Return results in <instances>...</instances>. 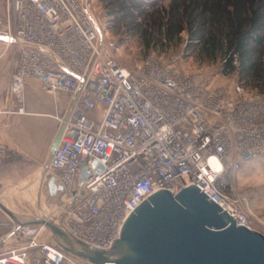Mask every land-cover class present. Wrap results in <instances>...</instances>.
<instances>
[{"label": "built area", "instance_id": "built-area-1", "mask_svg": "<svg viewBox=\"0 0 264 264\" xmlns=\"http://www.w3.org/2000/svg\"><path fill=\"white\" fill-rule=\"evenodd\" d=\"M85 1L7 0L0 14V38L19 48L11 78L17 111L24 112L27 78L71 99L46 174L65 198L59 222L109 248L148 197L196 184L238 225L259 231L264 221L252 213L236 175L264 157V92L238 81L231 90L215 78L197 81L158 51L122 65L105 49L108 29ZM4 151L0 145V157ZM44 229L19 228L12 236L19 242L0 254V264H95L46 240Z\"/></svg>", "mask_w": 264, "mask_h": 264}, {"label": "water", "instance_id": "water-1", "mask_svg": "<svg viewBox=\"0 0 264 264\" xmlns=\"http://www.w3.org/2000/svg\"><path fill=\"white\" fill-rule=\"evenodd\" d=\"M71 111L72 104L50 146L44 176ZM88 176L84 170L82 177ZM47 187L53 197L62 189L54 177L47 181ZM5 189L7 186L2 191ZM0 209L13 221V229L3 241L23 226H42L65 252L95 264H264V234L238 225L233 216L196 184L176 194L166 189L155 192L133 210L120 237L105 249L75 237L56 217L43 210L42 215L14 211L1 200Z\"/></svg>", "mask_w": 264, "mask_h": 264}, {"label": "trees", "instance_id": "trees-1", "mask_svg": "<svg viewBox=\"0 0 264 264\" xmlns=\"http://www.w3.org/2000/svg\"><path fill=\"white\" fill-rule=\"evenodd\" d=\"M101 1L110 29L141 36L147 51L179 43L186 32L187 52L220 60L224 74L264 92V0Z\"/></svg>", "mask_w": 264, "mask_h": 264}, {"label": "crops", "instance_id": "crops-1", "mask_svg": "<svg viewBox=\"0 0 264 264\" xmlns=\"http://www.w3.org/2000/svg\"><path fill=\"white\" fill-rule=\"evenodd\" d=\"M6 3L0 0L1 15L5 14ZM18 61V46H8L0 38V145L5 150L0 157V191L7 186L0 200L11 209H17L18 203L29 209L33 191L32 185L29 188V170L40 168L49 156L47 151L60 126L57 117L66 115L71 99L63 91L48 93L40 81L27 78L24 112H18L20 105L11 94V78ZM59 92L67 99L60 98ZM2 212L0 209V239L9 227L2 222ZM7 242L12 247L19 239L11 237Z\"/></svg>", "mask_w": 264, "mask_h": 264}, {"label": "rangeland", "instance_id": "rangeland-1", "mask_svg": "<svg viewBox=\"0 0 264 264\" xmlns=\"http://www.w3.org/2000/svg\"><path fill=\"white\" fill-rule=\"evenodd\" d=\"M89 1L94 14L103 21L108 29L105 49L122 65L132 67L135 63L143 60L148 55V52L158 51L164 55L163 59H168L175 68L188 72L197 81H202L205 78H215L217 82L223 84L229 90H231L232 84L238 81L236 74H233L230 78H224L222 76V63L220 60L213 63L201 62L197 59L195 53L187 52L185 50L186 32L182 33V39L179 43L170 44L165 48L159 46L156 49L147 51L144 46V39L141 36L126 33L123 30L113 31L110 29V18L101 0ZM59 93L60 98L67 99L64 93ZM49 150L47 151L48 154ZM47 158L48 156L45 157V161L40 168L37 170H29V188L30 185L33 188L31 199L29 200V209L25 205H22L23 203H18L17 209L13 210H24L37 215H42V210H44L48 215H53L59 220L61 205L65 198L61 193H58L54 197L49 194L47 187L48 175L44 176L43 174ZM236 177L238 189L248 198L252 213L264 221V157L245 164L237 173ZM39 195L40 200H38ZM2 222L3 224L8 223L9 227L3 232L0 239V254L7 252L11 248V245L7 242L8 239L5 241L2 239L13 229L12 219L4 212H2ZM256 226L264 234V222L263 225L257 224ZM43 237L46 240L53 241L47 229H44Z\"/></svg>", "mask_w": 264, "mask_h": 264}, {"label": "bare ground", "instance_id": "bare-ground-1", "mask_svg": "<svg viewBox=\"0 0 264 264\" xmlns=\"http://www.w3.org/2000/svg\"><path fill=\"white\" fill-rule=\"evenodd\" d=\"M40 192H41V191H40ZM40 192H39V193H40ZM43 211H44V210H43Z\"/></svg>", "mask_w": 264, "mask_h": 264}]
</instances>
